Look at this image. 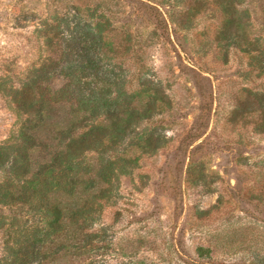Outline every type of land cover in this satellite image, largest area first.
Returning <instances> with one entry per match:
<instances>
[{
  "label": "rangeland",
  "instance_id": "374dc122",
  "mask_svg": "<svg viewBox=\"0 0 264 264\" xmlns=\"http://www.w3.org/2000/svg\"><path fill=\"white\" fill-rule=\"evenodd\" d=\"M97 1L115 27L110 39L122 41L130 32L139 48L122 61L128 76L145 70L170 100L140 125H160L165 145L140 154L119 180L117 202L101 214L110 225L105 262L135 252L148 263L264 264V208H255L252 197L264 185L257 182L264 132L252 128V111L231 113L243 90L264 89V74L248 67L243 48L247 38L264 40V0H0V89L17 86L47 53L36 32L42 21ZM62 82L56 77L50 84ZM7 104L0 91V144L16 128ZM15 211L0 205V264ZM199 245L215 261L206 263Z\"/></svg>",
  "mask_w": 264,
  "mask_h": 264
},
{
  "label": "trees",
  "instance_id": "16d2710c",
  "mask_svg": "<svg viewBox=\"0 0 264 264\" xmlns=\"http://www.w3.org/2000/svg\"><path fill=\"white\" fill-rule=\"evenodd\" d=\"M101 7L100 1L73 4L42 21L36 32L47 53L26 68L17 86L0 89L16 124L0 144V205L16 209L4 229L12 240L4 264H107L110 225L101 223V214L117 202L119 180L140 154L166 143L160 125H140L168 109L170 100L145 70L128 76L122 61L139 48L130 32L122 41L110 39L115 27ZM260 40L247 38L243 48L248 67L264 74ZM56 77L63 80L58 88L50 84ZM243 91L232 116L252 111V128L263 133L264 89ZM263 189L252 193L255 208H264ZM196 252L207 253L206 263L215 261L209 247L199 245ZM134 253L116 264H164Z\"/></svg>",
  "mask_w": 264,
  "mask_h": 264
}]
</instances>
